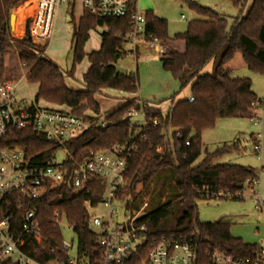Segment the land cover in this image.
<instances>
[{"label": "trees", "instance_id": "16d2710c", "mask_svg": "<svg viewBox=\"0 0 264 264\" xmlns=\"http://www.w3.org/2000/svg\"><path fill=\"white\" fill-rule=\"evenodd\" d=\"M186 1L203 19L191 21L185 32L174 37L168 35L166 20L158 18L152 11L144 14L145 33L154 34L165 50L161 58L163 70L181 84V90L194 82L191 93L194 101H179L168 112L160 107L145 108L147 118L157 120L158 125L150 126L141 134L143 139L136 140L137 151L127 162L119 199L125 196V191L135 198L139 187L145 190L165 170H171L176 177L175 194L169 202L138 220L147 225L146 240L138 253L125 264H144L153 242L172 236L192 237L199 259L204 264H208V254L212 251L243 258L259 250V244H246L234 238L230 232L232 224L224 218L213 223L201 222L197 206L200 200H216L208 196L219 192L231 195V201L243 200L240 194L245 191L247 180L258 179L256 171L214 163L217 156L236 149V146H226L208 155L197 166L194 162L201 154L205 131L213 129L222 119L250 118L253 104L261 100L252 91L250 79L232 77L225 67L240 52L250 71L264 75V0H253L248 14L235 19L231 28L225 16ZM232 1L241 6V0ZM33 4L34 0H0V80L18 81L24 74L29 83L38 86L34 103L43 101L67 107L79 117H85L87 110L100 114L96 96L104 90L129 96L139 93L138 73H121L116 68L117 62L128 53L124 45L128 43L127 36L133 29L131 16L136 11V4L123 18H102L84 11L78 20L73 6V67L66 75L54 62L43 57L48 46L38 45L32 40ZM21 12L25 17L23 27L17 24ZM98 28L107 29L101 35V48L86 54L84 47L90 32ZM85 58L90 66L82 77L84 90L70 89L65 77L73 78L76 66ZM210 63H213V71L207 74L205 69ZM139 102L137 97L123 99L107 116L108 125L105 128H89L62 145L46 140L31 129L17 132L11 142L24 148L29 156L44 151L45 157L50 158L58 150H64L67 153L66 164L74 167L95 153L111 149L116 144L129 143L133 132L129 128L130 120L125 117L131 109L140 108ZM187 141L190 142L189 147L185 146ZM179 145L183 146L180 150ZM158 149L162 152L158 153ZM103 194V188L96 183L91 185L88 194L62 186L49 189L38 200L12 192L2 200L0 214L2 217L12 216L10 232L18 236L23 215L37 210L36 220L41 224L43 240L38 242L24 238L21 251L40 264H48L51 260L63 262L67 259L62 251V231L56 222V213H59L60 220L65 219L74 227L78 258L97 264L101 260L99 234L92 229L88 209L89 206L98 207ZM3 264H11V260Z\"/></svg>", "mask_w": 264, "mask_h": 264}, {"label": "built area", "instance_id": "2783aa9c", "mask_svg": "<svg viewBox=\"0 0 264 264\" xmlns=\"http://www.w3.org/2000/svg\"><path fill=\"white\" fill-rule=\"evenodd\" d=\"M195 2L196 0H188ZM67 0H34V17L32 25L38 19L35 34L31 36L34 43L41 46H49L51 27L55 21L58 8ZM139 0H83V10L91 15L102 18L126 17L133 4ZM38 15V17H37ZM185 17L182 16V19ZM133 29L128 34V42L136 45L144 44L148 50L158 53L161 58L164 48L160 40L152 33H145V16L136 11L132 12ZM25 65H22L24 67ZM24 74L22 78H24ZM189 103L194 101L190 95ZM140 108L131 109L125 118L130 120L129 128L133 132L132 140L127 144H116L111 149L101 151L86 158L74 167L66 164L67 153L58 150L50 158L45 157L44 151L29 156L22 147L15 146L11 140L17 132L31 129L37 135L48 141L62 145L77 138L83 132L92 127L105 128L108 124L107 117L73 115L70 111L41 107L33 101L29 102L17 95V80H0V204L6 196L17 192L30 200L40 199L49 189L68 186L77 193H90L93 183L100 185L103 190L102 205L107 211L106 217L94 216L92 225L98 229V246L101 252V260L97 264H125L132 255H136L146 240L147 225L139 223L142 216H133L128 211L127 196L119 199L120 186L124 183L123 174L126 171L127 162L137 151L136 140L143 139L141 135L157 126V120H149L145 113L147 106L160 107L165 112L172 111L173 105L165 103H149L140 101ZM264 100L253 104L251 120L256 127L264 122ZM171 137V136H170ZM256 141L261 138L255 135ZM186 147L190 142L185 143ZM183 146L179 145L178 150ZM255 151H261V146L256 145ZM65 154L63 161H58L60 153ZM158 153L162 150L158 149ZM246 189L255 196L257 204H260L259 193L254 191L259 186L258 179H249ZM244 193L240 195L244 199ZM209 198L232 200L231 195L219 192L217 195H209ZM99 205V206H100ZM21 208V207H20ZM124 210V215L119 213ZM37 210L33 209L25 213L21 220L20 235L10 232L12 216L2 217L0 214V264L11 260V264H40L26 256L21 247L24 246V238L43 240L41 224L36 220ZM121 220V221H118ZM59 213H56V222L60 226ZM69 230L76 237L74 227L68 224ZM73 239L71 243L63 240L62 251L66 261L51 260L48 264H93L89 260H83L77 256V248ZM196 245L192 237H169L158 242H153L148 252L146 264H204L199 259ZM207 263V262H206ZM208 264H264V240L259 244V250L251 256L236 258L219 251L208 254Z\"/></svg>", "mask_w": 264, "mask_h": 264}, {"label": "rangeland", "instance_id": "374dc122", "mask_svg": "<svg viewBox=\"0 0 264 264\" xmlns=\"http://www.w3.org/2000/svg\"><path fill=\"white\" fill-rule=\"evenodd\" d=\"M140 3V0L139 2ZM196 5L214 10L220 15L228 18L229 28L234 24L238 17H245L252 4L253 0H241V6L234 4L232 0H197ZM139 5V4H138ZM74 6V16L78 20L83 10V0H67L61 5L56 13L55 21L51 27V35L49 36V46L44 52L43 57L54 62L61 71L66 75L73 67V50H72V16L71 9ZM147 7H153L155 14L165 19L168 23V35L183 33L186 31L188 24L194 20H202L203 18L197 15L186 0H146ZM34 8V4H33ZM142 15L144 12L139 8ZM34 9L32 18L34 17ZM184 15V19H182ZM38 17V15H37ZM24 14L21 12L17 17V24L23 27ZM33 21V20H32ZM38 19L31 22L32 32L35 34ZM106 28H98L91 34V41L99 39ZM143 45V44H142ZM140 47V58L131 53L132 46L129 43L124 45L128 52L126 57L117 62V70L121 73H138L140 80L139 94L141 91L150 92L157 85L149 82V77L144 76L142 70L146 65V60H154L160 62L161 56L151 50L146 49L144 45ZM92 47L90 43L89 48ZM14 54V53H12ZM17 54V52H15ZM10 60V57H9ZM88 59L76 66L75 75L73 78L65 77V83L70 89L84 90L82 86V77L88 71ZM225 69L232 77L248 78L252 82V91L261 100H264V75L250 71L243 59L242 54L236 53L233 60L226 65ZM213 71V63H210L205 73L211 74ZM165 74V73H163ZM161 75L165 82H171L173 85L175 80L168 74ZM164 82V83H165ZM194 82H190L183 90L179 88L175 99L164 100L165 104L173 105L179 101L187 100L192 93ZM38 93V86L31 84L25 78H20L17 81V95L27 101L35 102ZM126 94L114 90H104L102 94L96 96L103 112H108L113 106L117 105L123 99H126ZM128 97V96H127ZM41 107L55 108L54 105L46 104L43 101L39 102ZM163 111H165L163 109ZM87 110L85 114L89 113ZM253 134H260L261 138L256 141L252 139ZM255 137V136H254ZM255 139V140H254ZM256 145L261 146V151H255ZM236 146V149H230L214 159V163L218 165H237L246 168H251L258 175L259 186L255 187L254 191L259 193L260 204H257L256 198L250 190H245L244 199L241 201L229 200H200L197 202L198 218L203 223H213L220 218L227 217L232 226L230 232L234 238L241 239L246 244H260L264 240V122L260 127H256L250 118H228L217 122L213 129L207 130L202 134V150L200 156L194 162V166L202 163L210 154H215L224 147ZM65 154L62 152L58 155V161H63ZM176 177L171 170H165L154 179L149 186L144 190L139 187L136 192V197H132L128 191L124 195L129 198L128 211L133 216H144L156 208L169 202L175 194ZM107 210L102 206L92 208L89 206L88 214L90 217L102 216L106 217ZM121 215H124V210H119ZM121 221V220H118ZM60 228L64 241L77 246V239L68 228V223L63 219L60 223ZM94 231L98 229L92 227ZM146 264V263H144Z\"/></svg>", "mask_w": 264, "mask_h": 264}, {"label": "crops", "instance_id": "0c3cea01", "mask_svg": "<svg viewBox=\"0 0 264 264\" xmlns=\"http://www.w3.org/2000/svg\"><path fill=\"white\" fill-rule=\"evenodd\" d=\"M196 1L194 3H196ZM138 4L136 5V7L139 8L141 11H143L144 14L147 11H152L155 14L153 7H147L146 6V0H140V3H138ZM155 16H157V15L155 14ZM182 16H184V15H182ZM158 18H160V17H158ZM92 32L93 31L90 32L89 40L87 41V43L85 44V47H84V51H85L86 54H90L92 52H97L101 48L102 38L100 37L99 39H95L92 42L91 41V34H92ZM90 43H92V47L89 48V51H88L87 49L90 46ZM128 43L131 44V46H132L131 53H133L134 55H136L137 56V59H139L140 58V54H141L140 53L141 52L140 47H141L142 43H137L136 45H133L130 42H128ZM142 46H144V44ZM85 59H87V58H85ZM144 64L146 65L142 69L145 72V75L144 76L149 77V82L150 83H153L154 85H157V86L155 87V89L153 91L145 92V93L143 91H141V95L139 93L137 95H135V96H129V95H127L128 97L126 96V98L133 99L134 97H137V99H139L140 101H145V102L156 103L157 104V103H164V100L170 99L171 97H173V96H175V95H177L179 93V92H177V90L179 88H181V84L178 81L175 80V82H174L175 85H173L171 82H167L166 83L165 80H164V78H162L161 75L163 73L168 74V75H170V74L167 73V72H165L163 70L161 59H160V62H155L152 59L151 60H146V62H144ZM165 74H163V75H165ZM122 101H120L117 105L113 106L112 109H110L108 112H103L101 110V107H100V114H95L93 112H89V113L85 114V116H88L89 117V116L98 115V116H101V117H107L109 115V113L111 112V110H113L114 108H116ZM52 109H59V110H62V111H71L67 107H57V106H55V108H52ZM253 135H255V134H253ZM223 218L225 219L226 222H229V223L233 224L232 222H230L228 220L227 217H223Z\"/></svg>", "mask_w": 264, "mask_h": 264}]
</instances>
